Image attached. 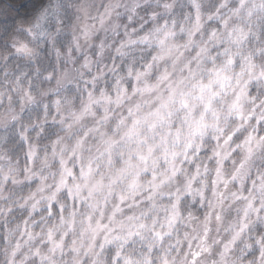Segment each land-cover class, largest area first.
Here are the masks:
<instances>
[{
  "label": "clouds",
  "instance_id": "clouds-1",
  "mask_svg": "<svg viewBox=\"0 0 264 264\" xmlns=\"http://www.w3.org/2000/svg\"><path fill=\"white\" fill-rule=\"evenodd\" d=\"M0 264H264V0H0Z\"/></svg>",
  "mask_w": 264,
  "mask_h": 264
}]
</instances>
